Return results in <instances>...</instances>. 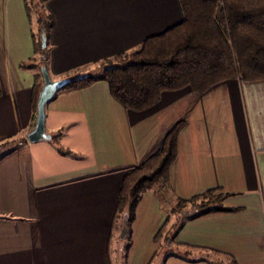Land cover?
Returning a JSON list of instances; mask_svg holds the SVG:
<instances>
[{"label": "crops", "instance_id": "0c3cea01", "mask_svg": "<svg viewBox=\"0 0 264 264\" xmlns=\"http://www.w3.org/2000/svg\"><path fill=\"white\" fill-rule=\"evenodd\" d=\"M24 5L0 0V141L35 126L40 63L32 37L40 36L44 17L52 20L43 63L51 80L101 68L183 19L178 0H47L36 4L37 26ZM27 59L30 67L22 68ZM181 120L168 203L151 188L141 193L123 237L131 242L125 264H149L162 247L183 253L161 264H264V80L238 78L202 93L164 91L141 111L122 107L105 81L57 93L45 105L49 138L0 158V264H110V239L116 261L120 231L112 230V218L124 170L154 154ZM209 189L233 210L192 219L187 208L178 219L170 213L176 198ZM176 221L182 224L173 242L155 240L162 225L172 234Z\"/></svg>", "mask_w": 264, "mask_h": 264}, {"label": "trees", "instance_id": "16d2710c", "mask_svg": "<svg viewBox=\"0 0 264 264\" xmlns=\"http://www.w3.org/2000/svg\"><path fill=\"white\" fill-rule=\"evenodd\" d=\"M28 1L31 2L24 0L27 11L30 10ZM37 1L43 3L47 0ZM178 1L183 12L180 22L146 37L137 49L117 55L114 61L101 63L97 74L66 79V84L57 93L80 90L97 81H105L116 102L125 109L141 111L156 104L164 91L190 87L202 93L229 79L238 78L244 82L264 80V0ZM44 18L47 35L52 20L49 16ZM37 37L35 53L38 54L41 43L40 36ZM112 62L121 64L108 65ZM36 78L32 91L34 122L37 98L43 84L41 71ZM185 124L183 120L178 121L166 133L154 154L144 162L124 170L112 218V230L120 231L122 225H126V237L129 236L135 208L144 190L157 184L165 197L171 192L168 183L170 166L177 156L178 137ZM1 142L4 148L0 158L27 143V136L24 134ZM215 190L209 189L190 198H176L170 213L178 219L187 208L189 212L186 217L192 219L209 212L232 211L222 205L225 195L216 194ZM164 222H168L167 217ZM181 224L178 221L172 224V234L164 233L162 225L155 240L158 241L163 235L165 241L173 242ZM130 244L125 247L123 264ZM175 244L179 246V243ZM108 251L110 264H114L111 239ZM157 254L158 250L150 263ZM173 256L181 255L170 253L165 258Z\"/></svg>", "mask_w": 264, "mask_h": 264}, {"label": "water", "instance_id": "95a60500", "mask_svg": "<svg viewBox=\"0 0 264 264\" xmlns=\"http://www.w3.org/2000/svg\"><path fill=\"white\" fill-rule=\"evenodd\" d=\"M41 40V58H47V37L45 26L40 31ZM43 84L37 98L36 119L34 128L27 133L28 142H36L49 138L45 131V105L52 97L66 84V79L51 80L46 70L42 71ZM127 233L126 225H122L120 237L123 238Z\"/></svg>", "mask_w": 264, "mask_h": 264}, {"label": "rangeland", "instance_id": "374dc122", "mask_svg": "<svg viewBox=\"0 0 264 264\" xmlns=\"http://www.w3.org/2000/svg\"><path fill=\"white\" fill-rule=\"evenodd\" d=\"M28 7H29V9L30 10H28L27 11V9H26V7H25V10H26V15H27V18H28V21H29V13H30V15H31V17L33 16V12L34 11H36L37 9H36V4L38 3L39 4V2L37 1V0H31V2L30 1H28ZM31 3H33V5H31ZM25 6V5H24ZM29 12V13H28ZM35 20H34V16L32 17V22H34ZM37 23V22H36ZM33 24H35V22L33 23ZM35 25H37L38 26V23L37 24H35ZM35 25H34V27H35ZM41 26V28H42V25H40ZM41 30V29H40ZM22 34H24V30L21 32ZM40 37H41V35H40ZM38 39V37H35V39L32 37V40H33V42H35L36 40ZM40 43H41V40H40ZM22 44H23V46L25 45V41L23 40L22 41ZM38 58H36V60L40 63V65H39V67H38V72H42L43 70H46V72H47V69L44 67L45 65H43V63H45V61H46V59L44 60V59H42L41 58V52L40 53H38V56H37ZM32 59H27V60H25L24 62H22L21 63V67L22 68H26V69H28L29 67H30V64L32 63V61H31ZM104 63H106V60H104L103 61ZM103 62H101V63H103ZM100 63V64H101ZM112 64H121V63H117V62H112V63H110V65H112ZM100 71V68H96L95 70H92V69H87V67L86 68H83V69H78V70H76V71H72V72H70V73H68L67 75H66V77H65V79H73V78H76V77H78V76H83V75H89V74H97L98 72ZM48 73V72H47ZM31 116H32V111H31ZM48 130V128L45 126V131H47ZM49 132V131H48ZM47 133V132H46ZM48 134V133H47ZM43 141V140H42ZM3 142H1L0 141V154H1V152L3 151V145H1ZM151 189L154 191V192H156L157 194H158V197H163V198H161L162 200H161V202L163 203V204H166V203H168V197H170L169 195H167L166 197H165V195L161 192V190H160V187H157V184H155V185H152V187H151ZM165 197V198H164ZM165 206V205H164ZM127 238V237H126ZM126 238H121L120 237V233L117 235V238H116V242H117V247H116V250H117V260L115 261L116 263L115 264H120V259H119V256H120V252L119 251H123L124 250V248L126 247ZM113 243H112V248H113ZM119 252V253H118ZM170 253H172V254H177V255H179V253H183V251L181 250V249H174V248H170V249H164L163 247L162 248H160L159 250H158V256H156V258H155V260H154V263L153 264H161L162 263V260L164 259L163 257L164 256H166L167 254H170ZM182 258V257H181Z\"/></svg>", "mask_w": 264, "mask_h": 264}]
</instances>
